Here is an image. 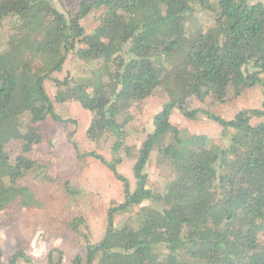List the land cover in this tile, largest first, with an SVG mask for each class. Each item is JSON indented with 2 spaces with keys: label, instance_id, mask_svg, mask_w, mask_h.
<instances>
[{
  "label": "trees",
  "instance_id": "obj_1",
  "mask_svg": "<svg viewBox=\"0 0 264 264\" xmlns=\"http://www.w3.org/2000/svg\"><path fill=\"white\" fill-rule=\"evenodd\" d=\"M92 12L86 34L80 21ZM0 29V214L19 201V180L43 176L33 150L44 123L68 122L54 103L72 102L91 115L89 141L111 154L79 157L102 163L124 193L103 239L85 244L84 264L97 255L96 264H264V0H0ZM69 54L83 73L55 80L53 102L44 83ZM254 87L260 107L230 121L202 108ZM155 97L166 102L140 143L131 191L119 172L132 152L131 109ZM174 110L217 124L229 140L186 134L170 124ZM155 146L170 173L161 185L146 173ZM114 215L128 216L113 224ZM61 259L51 250L47 264Z\"/></svg>",
  "mask_w": 264,
  "mask_h": 264
},
{
  "label": "rangeland",
  "instance_id": "obj_2",
  "mask_svg": "<svg viewBox=\"0 0 264 264\" xmlns=\"http://www.w3.org/2000/svg\"><path fill=\"white\" fill-rule=\"evenodd\" d=\"M99 14L92 12L80 21L86 34L95 28ZM4 34L5 30L0 29V42ZM83 69L84 65L69 54L61 72L52 74L45 81L47 96L54 102L58 90L54 81H62L66 76L75 78L83 73ZM261 78L264 81V74ZM165 102L166 99L162 97L150 98L131 109L133 120L128 127L126 142L132 147V152L119 167L121 175L129 181L131 191L135 189L132 169L140 143L145 134L152 133L153 119ZM261 102V89L254 87L244 90L233 101L214 106L205 104L202 108L230 121L242 110L258 109ZM54 111L68 122L44 123L43 141L33 150L38 171L43 173L45 179L30 176L19 180V201L0 214L1 264H10L11 258L18 251L23 253V257L17 258L16 264H47V255L51 250L61 252V264H70L76 256L81 257L84 264L85 244L94 246L103 239L108 210L124 201L121 183L114 179L102 163L79 157L95 153L106 160L111 158L108 145L97 146L86 136L91 115L72 102L54 103ZM169 122L188 135H205L221 144L229 140V131L222 132L217 124L202 116L196 121H190L174 110ZM259 122L253 120L252 124L257 125ZM157 148L155 146L151 153L146 173L150 183L161 185L170 173L158 160ZM31 199L34 200L33 205ZM127 216L121 218L114 215L113 224ZM119 247L118 244L112 246ZM98 258L99 255L93 264L97 263Z\"/></svg>",
  "mask_w": 264,
  "mask_h": 264
}]
</instances>
